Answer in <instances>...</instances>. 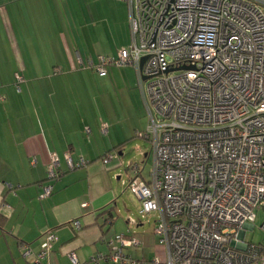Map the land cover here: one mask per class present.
Wrapping results in <instances>:
<instances>
[{
  "label": "built area",
  "instance_id": "1",
  "mask_svg": "<svg viewBox=\"0 0 264 264\" xmlns=\"http://www.w3.org/2000/svg\"><path fill=\"white\" fill-rule=\"evenodd\" d=\"M122 1L129 9L131 43L117 57L102 55L91 66L104 77L109 66L132 65L146 82L149 123L139 136L151 142L152 168L146 180L131 163L128 186L142 216L155 213L153 232L167 257H132L125 250L142 242L120 233L108 242L107 260L264 264V248L245 239L264 210V0ZM117 156L108 152L102 161ZM66 159L70 170L89 164L83 156ZM59 162L51 154L48 179L58 176ZM52 192L53 185L45 184L41 197ZM74 225L80 228L79 221ZM57 239L50 231L39 250L24 244L23 257L39 264ZM70 257L79 264L75 254Z\"/></svg>",
  "mask_w": 264,
  "mask_h": 264
},
{
  "label": "crops",
  "instance_id": "2",
  "mask_svg": "<svg viewBox=\"0 0 264 264\" xmlns=\"http://www.w3.org/2000/svg\"><path fill=\"white\" fill-rule=\"evenodd\" d=\"M131 40L122 0H0V264H29L21 247L39 250L50 231L58 239L39 264H74L72 254L79 264H110L108 242L118 231L143 225L130 217L128 230L115 227L120 189L114 178L122 177L120 145L130 134L98 111L82 79L88 68L96 72L91 63L117 57ZM104 121L111 130L103 131ZM112 151L119 157L105 164L102 158ZM51 154L60 159L52 180ZM67 154L89 164L70 170ZM142 171L148 180L151 170L147 178ZM48 183L53 192L42 198ZM136 234L142 246L127 254L165 261L166 247L153 230Z\"/></svg>",
  "mask_w": 264,
  "mask_h": 264
},
{
  "label": "rangeland",
  "instance_id": "3",
  "mask_svg": "<svg viewBox=\"0 0 264 264\" xmlns=\"http://www.w3.org/2000/svg\"><path fill=\"white\" fill-rule=\"evenodd\" d=\"M79 69H85L81 67ZM87 73L82 74V79L88 82L89 91L87 95L96 100L95 106L98 111L99 108L107 115L106 118L112 121H119L121 129L130 134L129 138L120 145L123 153L124 165L120 168L121 179L114 178L120 193L117 197V206L114 211V217L117 220L115 227L121 226L123 229L128 230L129 218L133 217L138 222H142V226H133L132 233H137L153 230L155 224V213L143 217L140 213V203L135 195L129 188V177L132 175L133 168L129 167V163L139 165L143 168L142 174L145 178L149 176V171L152 168L153 157L150 153L151 142L139 136L141 131H145L149 123L148 108L145 104V84L146 82L140 81L135 68L131 66L109 67L108 76L101 77L97 72L91 68ZM132 71V72H130ZM93 73H95V76ZM74 76V75H73ZM81 79V78H78ZM77 90V89H76ZM78 93H81V88H78ZM144 91V92H143ZM104 102V103H103ZM96 112V111H95ZM111 122L104 121L107 127L111 130ZM145 153L148 157H145ZM119 157V156H117ZM114 160V159H113ZM123 182L125 184H123ZM264 221V210L258 211L257 220L253 223L254 229L247 228L245 239L248 242H253L264 248V229L262 224ZM121 232L118 231V234ZM139 249V248H133ZM129 249L125 250V253Z\"/></svg>",
  "mask_w": 264,
  "mask_h": 264
},
{
  "label": "water",
  "instance_id": "4",
  "mask_svg": "<svg viewBox=\"0 0 264 264\" xmlns=\"http://www.w3.org/2000/svg\"><path fill=\"white\" fill-rule=\"evenodd\" d=\"M145 59H146V57H144V58L142 59L141 65L144 64ZM144 78H145V80L147 79V77H144ZM243 235H244V233H243Z\"/></svg>",
  "mask_w": 264,
  "mask_h": 264
},
{
  "label": "trees",
  "instance_id": "5",
  "mask_svg": "<svg viewBox=\"0 0 264 264\" xmlns=\"http://www.w3.org/2000/svg\"><path fill=\"white\" fill-rule=\"evenodd\" d=\"M29 264H32V263H29Z\"/></svg>",
  "mask_w": 264,
  "mask_h": 264
}]
</instances>
